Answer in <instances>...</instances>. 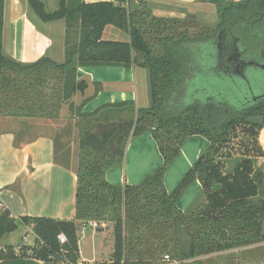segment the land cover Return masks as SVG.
<instances>
[{
  "label": "trees",
  "instance_id": "obj_1",
  "mask_svg": "<svg viewBox=\"0 0 264 264\" xmlns=\"http://www.w3.org/2000/svg\"><path fill=\"white\" fill-rule=\"evenodd\" d=\"M146 1L59 0L57 9L47 11L41 0H27L28 10L42 22L64 21V59L58 63L43 55L22 63L3 52L0 0V118L19 120L25 127L36 125L35 136L52 133L54 160H65L63 165L77 179L73 218H16L1 207L0 240L21 224L31 226L34 242L7 244L0 248V259L77 264L78 229L92 224L96 229L112 226L113 250L107 264H163L165 255L177 264H201L199 257L249 246L253 254L261 253L253 245L264 242V167L256 162L264 156L259 142L264 84L246 75V67L261 69L256 63L264 57V0H199L215 4L219 21L215 28L195 33L189 31L200 28L195 15L157 16ZM107 25L121 29L128 39H103ZM201 47L214 49L206 70L218 81L227 79L228 86L194 94L185 106L188 87L202 72L197 61ZM227 56L246 62L226 69ZM99 66L146 69L150 105L115 123L99 122V112L124 109L133 101L84 112L91 97L73 100L88 86L77 78V69ZM100 89L101 83H94V94ZM63 106L68 113L61 120ZM49 124L58 127L48 128ZM145 131L156 142L161 165L138 184L108 182L105 172L122 165L129 141ZM72 133L78 142L75 156ZM194 135L206 138L208 145L167 191L165 172ZM195 180L200 194L185 212L177 203ZM60 234L65 237L62 243Z\"/></svg>",
  "mask_w": 264,
  "mask_h": 264
},
{
  "label": "crops",
  "instance_id": "obj_2",
  "mask_svg": "<svg viewBox=\"0 0 264 264\" xmlns=\"http://www.w3.org/2000/svg\"><path fill=\"white\" fill-rule=\"evenodd\" d=\"M41 1L46 9L47 5L54 6L55 3L58 4L59 0ZM149 2L154 15L178 18H183L188 14L196 15L199 10L209 8L212 10L215 6L213 3L198 0H149ZM33 15L28 10L27 0H4L2 30L4 54L22 63L34 62L43 55L51 57L58 63L62 62L65 43L64 21L42 22L40 20L43 24L42 27L38 23L39 18L34 15L37 20ZM111 27L112 25L105 26L102 33L103 39H105L104 34L107 28ZM110 30L113 32V36H116V32L121 31L116 28ZM77 78L86 81L88 86L83 94H75L73 97L75 103L91 97L83 107L84 112L94 111L108 103L122 101H133L134 105L131 107L135 109L150 105L148 73L144 68L115 66L79 67L77 69ZM140 81L143 84L141 91L138 88ZM94 83H101V89L95 94ZM143 93L145 96H143ZM141 96L142 98L139 99ZM137 100L142 101L144 103L143 106H139ZM61 110L65 115V107H62ZM113 110L108 108L101 110L98 114L101 120L99 122L115 123L119 120H127L118 119V117L110 119L109 117L114 115ZM20 124L19 120L7 117L0 118V209L1 207L8 208L16 218L20 216L73 218L77 180L74 171L65 168L63 165L65 160H62L59 156L57 159H61V161L54 160L52 133L35 136L33 130L37 129L36 125L25 127V125L20 126ZM22 128H25L23 133L21 132ZM15 130L18 131V138H16ZM262 132H264V128L259 132V139ZM146 134L147 137H141L144 136L143 134L135 139L132 138L133 140L131 139L128 143L125 150V153L127 151L126 162H128L127 156L130 152H132V156L137 159L141 158L140 160L143 162L145 158L141 148L145 144L142 141L145 140L146 144H148V140H150V155L153 153L151 156L153 160L149 169H155L161 164L162 157L156 149V143L150 137L151 133L146 132ZM192 140L195 144L190 143ZM207 145L208 141L206 138L198 135L191 136L184 142L181 153L165 172L164 184L167 191L172 190L184 172L194 163ZM176 164H178L179 169L171 174L170 177L172 179H169L170 171ZM123 174L120 167H111L105 172V178L110 183L123 184L122 178L124 177L125 179L126 177L128 183L135 184L140 177H143L137 169L128 171V167L127 171L125 170V176ZM168 179L169 184L167 183ZM199 194L200 184L198 180H195L178 201V207L183 211L186 210L185 204H188L189 200L191 201L193 198L195 201ZM184 197L185 199L181 201ZM22 227H25L26 230L28 229V232L31 231V226ZM91 227L94 228L95 226L92 224ZM79 242L80 238L78 240V248ZM79 259H81L80 248ZM0 264L52 263L29 257H14L11 259H0Z\"/></svg>",
  "mask_w": 264,
  "mask_h": 264
},
{
  "label": "rangeland",
  "instance_id": "obj_3",
  "mask_svg": "<svg viewBox=\"0 0 264 264\" xmlns=\"http://www.w3.org/2000/svg\"><path fill=\"white\" fill-rule=\"evenodd\" d=\"M149 3H150L149 0H147L146 4L149 6V8H152L150 6L151 4H149ZM57 7H58V4H56V3L54 6L47 5L46 10L52 11V10L57 9ZM210 9L211 8L206 9V10H201V11L199 10L197 12L195 17H196V20H198V22H200V24H199L200 28L190 29L189 30L190 32L195 33L199 29H201L203 32H205L206 29H213L216 27V24L219 21L217 9L215 6H214V9H212V10H210ZM151 11H152V9H151ZM186 16H184L183 18H185ZM33 17H35V16L33 15ZM38 23L40 24V26L43 27V24L40 22V20H38ZM115 28L118 30H121V29L117 28L116 26L112 25L111 28H107V30L104 34V38L110 39V40H127L128 39V35L125 32H123L122 30L119 32H116V36H113V32L110 29H115ZM213 54H214L213 48H206V47L202 48L201 47L199 58H197V61L199 62L200 66L202 67V72L201 73L199 72L197 74L196 78L193 80V84H190V86L188 87L189 92L187 93L188 94L187 96H189V97L185 98V101H186L185 106H188L189 104H191L193 102L190 96H192L194 94H197V93L199 94V93L203 92V90H206L207 92H212L213 89L221 90L222 88H225L226 84L228 86L227 79L225 80V83L222 80L218 81V79L216 78L215 75L211 74L210 72H208L206 70V67H208L212 64L211 57H213ZM146 72H147V70H146ZM246 75H248L250 78L258 79L262 84H264V73L262 72V69H258L256 67H246ZM138 79H140V77H138ZM261 83H259V85H262ZM224 84H225V86H224ZM142 86H143V84L140 81L138 84V88L140 91L142 90ZM255 90L257 92L261 91L260 86L256 87ZM143 96H145L144 93H143ZM141 98H142V96L139 97V99H141ZM137 104L139 106H143L144 103L140 100H137ZM63 107H65V115H64V113H62V110H61L60 114H59L61 120L66 119L67 113H68L66 106H63ZM63 111H64V109H63ZM113 112H114V115L109 117L110 119H116L118 117V119H127L128 120V119L134 117L136 109L134 107H131V106H126L122 110L115 108L113 110ZM109 118H107V119L109 120ZM98 120L101 121L100 119H98ZM49 127H51V128L53 127L52 129H54V127H58V126L56 124H51V125L49 124L48 128ZM52 129H51V131H52ZM146 132H150V131H145V132L133 137V139H135L136 137H139L143 134H144V136H141V137H147V134L145 135ZM260 136H261V138H260L261 140L259 139V142L264 148V132H262ZM150 137L155 142L152 135H150ZM142 143L145 144L141 148V150L143 152L142 153L143 157L145 158V160L143 162L140 160L141 158L137 159L135 156H132V152H130L128 154V156H127L128 162H126V154H127V151H126L122 165L118 166L122 169V171L124 173L123 176H125V170L127 171V167H128V171H130V169H134V170L137 169L139 174H141L143 176V177L139 178L137 183H140L144 178L148 177L149 175H151L156 170V168L155 169H149V166L152 165V160H153V158H151L153 153H152V155H150L151 141L148 140V144H146L147 142L144 140V141H142ZM149 143H150V145H149ZM190 143L195 144V142L193 140ZM155 146H156V149L158 150L156 144H155ZM70 148H72L73 154L75 156L76 153H78V142H77V138H76L75 133H72L70 135ZM152 148H153V146H152ZM256 162L258 165H260V167L263 168L264 167V156L257 158ZM161 163H162V161H161ZM178 167H179L178 164H176L174 167H172L170 174H169V179H172V177H170V176H171V174L177 172V170L179 169ZM185 172H184V174H185ZM184 174L182 175V177L184 176ZM169 179L167 181L168 184H169ZM122 180H123V184L128 183L126 181L127 180L126 177H125V179L123 177ZM137 183H135V184H137ZM128 184H130V183H128ZM190 187H191V185L189 186V188ZM183 199H185V197L182 198L181 201H183ZM193 201H194V198L191 201L189 200L188 204H185V206H186L185 207L186 210H184L185 212H187V211L189 212L188 209L192 206ZM22 226H24V225L19 224V227L16 231H14L13 233H11L9 235H5L3 237L0 240V248L4 247L7 244H13L15 246H18L20 244H27V245L33 244L34 237H33L32 231L28 232L27 231L28 229L26 230V228L22 227ZM78 233H79V238H80L79 248H80L81 259H79V262L77 264H107V263H109V261L111 260V253L113 250V233H112V226L110 224H103L102 228H100V229H96L95 227L94 228H92V227H87V228L79 227ZM25 235H26V237H24ZM253 246L255 247V249H262V251H261L262 256L261 257H259L261 254L260 252H257V254H253L251 251H249L248 249L251 248L249 246V247L236 248V249H233L230 251L214 253V254L206 256V257H199V259L202 262L201 264H264V242L256 243ZM56 264H66V263L65 262H57ZM163 264H173V263L165 261Z\"/></svg>",
  "mask_w": 264,
  "mask_h": 264
},
{
  "label": "flooded vegetation",
  "instance_id": "obj_4",
  "mask_svg": "<svg viewBox=\"0 0 264 264\" xmlns=\"http://www.w3.org/2000/svg\"><path fill=\"white\" fill-rule=\"evenodd\" d=\"M220 34H222V31H220ZM220 34H219V36H221ZM219 45H220V41H217V46L219 47ZM263 60H264V57H260L259 63H263ZM238 61H240V63ZM223 62L225 63L224 67L226 69H228V67H230V66L235 67L237 69L239 67V65L245 64L246 61H244L243 58H238L237 60H235L234 58L231 59L229 56H227ZM221 63H222V60L219 57V65Z\"/></svg>",
  "mask_w": 264,
  "mask_h": 264
},
{
  "label": "built area",
  "instance_id": "obj_5",
  "mask_svg": "<svg viewBox=\"0 0 264 264\" xmlns=\"http://www.w3.org/2000/svg\"><path fill=\"white\" fill-rule=\"evenodd\" d=\"M58 240H59L60 243L64 242L65 241L64 235H62V234L58 235ZM164 260L168 261V262H172L173 264H177L176 261H170L168 255L164 256Z\"/></svg>",
  "mask_w": 264,
  "mask_h": 264
},
{
  "label": "water",
  "instance_id": "obj_6",
  "mask_svg": "<svg viewBox=\"0 0 264 264\" xmlns=\"http://www.w3.org/2000/svg\"><path fill=\"white\" fill-rule=\"evenodd\" d=\"M256 65L260 67L264 72V60H263V63H256Z\"/></svg>",
  "mask_w": 264,
  "mask_h": 264
}]
</instances>
